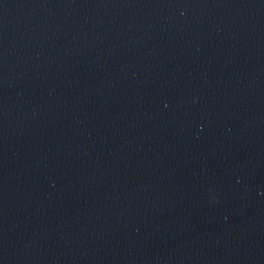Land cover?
<instances>
[{
    "label": "water",
    "instance_id": "obj_1",
    "mask_svg": "<svg viewBox=\"0 0 264 264\" xmlns=\"http://www.w3.org/2000/svg\"><path fill=\"white\" fill-rule=\"evenodd\" d=\"M0 264H264V0H0Z\"/></svg>",
    "mask_w": 264,
    "mask_h": 264
}]
</instances>
